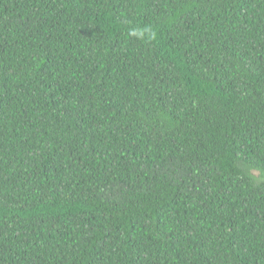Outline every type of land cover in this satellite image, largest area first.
<instances>
[{"label": "trees", "instance_id": "trees-1", "mask_svg": "<svg viewBox=\"0 0 264 264\" xmlns=\"http://www.w3.org/2000/svg\"><path fill=\"white\" fill-rule=\"evenodd\" d=\"M0 264H264V0H0Z\"/></svg>", "mask_w": 264, "mask_h": 264}, {"label": "clouds", "instance_id": "clouds-1", "mask_svg": "<svg viewBox=\"0 0 264 264\" xmlns=\"http://www.w3.org/2000/svg\"><path fill=\"white\" fill-rule=\"evenodd\" d=\"M129 35L130 37H134L137 39L144 40L148 37H150L152 34L149 29L147 28H139V27H134L129 30Z\"/></svg>", "mask_w": 264, "mask_h": 264}]
</instances>
